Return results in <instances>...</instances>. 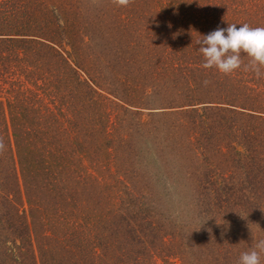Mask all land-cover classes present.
I'll return each mask as SVG.
<instances>
[{
  "label": "rangeland",
  "instance_id": "rangeland-1",
  "mask_svg": "<svg viewBox=\"0 0 264 264\" xmlns=\"http://www.w3.org/2000/svg\"><path fill=\"white\" fill-rule=\"evenodd\" d=\"M44 1L56 19L37 7L35 35L49 41L7 50L0 78V166L25 210L12 221L32 239L44 218L63 230L39 238L41 261L238 264L264 239V69L242 55L225 76L190 47L200 31L264 27V0ZM12 97L14 125L37 131L17 154Z\"/></svg>",
  "mask_w": 264,
  "mask_h": 264
},
{
  "label": "trees",
  "instance_id": "trees-1",
  "mask_svg": "<svg viewBox=\"0 0 264 264\" xmlns=\"http://www.w3.org/2000/svg\"><path fill=\"white\" fill-rule=\"evenodd\" d=\"M41 6H43L42 7L43 11L40 12V15L46 18L45 23H50V21L56 19L55 11L49 10V7L45 5L44 0H0V78L1 79H3L2 77L5 74H9L6 73L7 72L6 70L8 68L7 62H11L15 60L17 61L18 58L17 53L14 55H9L11 53H8V55H6L7 50L10 51L11 49H14L16 45H22L23 43L25 44L28 43V45L30 44L42 45L38 40V38H41L42 41H49L47 39L42 38L44 37V35H42V37L38 36L39 33L35 35L37 29L41 28L39 27V20H38L39 15L37 12L38 11L37 7H41ZM199 34L207 35L205 31L197 32L196 44L190 47L191 50L190 53L192 55L198 53L199 59L203 60L201 53L198 51L199 46L197 44V41L200 39V37L198 36ZM184 36H187V34H185ZM3 49H5V52L2 51ZM126 56H128L126 58L128 62L132 61L131 53L127 54ZM202 63L203 61L201 62V65ZM12 98H13V102L10 103L9 101V106L11 108L9 113L10 114L9 120L11 121V124L9 125L6 122V126L4 127V129L6 130L5 132L6 134L4 135L8 137L9 143L13 141L15 152L17 154L18 146L20 147V149L22 148V144L18 142V140H23L24 142L26 141L27 137L29 138L31 136L34 138L35 136L34 133L37 131L32 130L33 128L30 129V127H27L26 130L22 129L26 131V133H23L20 127L14 125V120L23 116L24 113L23 111H21L22 108L18 107V105L16 104L17 99L16 98L14 99V97ZM1 103L2 102L0 101V104ZM0 107L3 108L2 105H0ZM1 110H0V114H2ZM2 132L0 134H2ZM2 135H0V141L4 143ZM29 144L30 146H33V144L31 143ZM0 150H2V148H0ZM11 152H13L12 149ZM22 154L24 155V151H22ZM18 159L21 165L23 164V162L27 161L22 157H19ZM4 178H5V173L0 166V264H44L41 261L42 254L40 249L42 246L40 247L41 244L39 242V238L43 242L54 238H58L63 232V230L56 226L58 221L53 225V230H51V224L47 222L48 218L47 219L44 218L40 222V230L42 229V231H40V233L39 231H36V235L34 237L35 239H32V237H30L31 227L30 224L28 223L27 218H25L26 221L23 219L20 220V225L22 226L19 227L16 226L15 222L13 223L12 221L13 217L20 218V216L25 213V210L19 209L20 211H18V209H16L17 206L12 201L13 196L10 195L8 190L6 191V187L9 185H4V181H5ZM3 201H9V203L8 204L5 203L6 205H3L4 204ZM26 201L27 204H30V201L28 199H26ZM19 213L21 215H19ZM49 218L51 220V217ZM50 220L48 219L49 222ZM31 224H33V226L35 225L33 222ZM49 224H50V228L48 229L46 226H48ZM55 240L57 241L59 239H55Z\"/></svg>",
  "mask_w": 264,
  "mask_h": 264
},
{
  "label": "clouds",
  "instance_id": "clouds-1",
  "mask_svg": "<svg viewBox=\"0 0 264 264\" xmlns=\"http://www.w3.org/2000/svg\"><path fill=\"white\" fill-rule=\"evenodd\" d=\"M117 7H128L133 0H112ZM200 35V34H199ZM198 51L203 57L201 67L215 69L229 76L242 67V55L248 58L245 71H252L259 77L264 69V27L252 28L248 24L237 27L217 28L207 35H200L197 41ZM3 147L0 141V148ZM217 223V221H216ZM217 225H222L218 224ZM209 232L211 230L209 229ZM264 257V239L259 240L249 251L241 253L238 264H262Z\"/></svg>",
  "mask_w": 264,
  "mask_h": 264
}]
</instances>
